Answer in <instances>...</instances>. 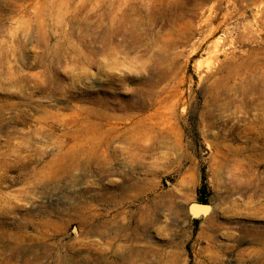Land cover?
Listing matches in <instances>:
<instances>
[{
    "label": "rangeland",
    "instance_id": "rangeland-1",
    "mask_svg": "<svg viewBox=\"0 0 264 264\" xmlns=\"http://www.w3.org/2000/svg\"><path fill=\"white\" fill-rule=\"evenodd\" d=\"M110 1L0 0V264H264V0Z\"/></svg>",
    "mask_w": 264,
    "mask_h": 264
},
{
    "label": "bare ground",
    "instance_id": "bare-ground-1",
    "mask_svg": "<svg viewBox=\"0 0 264 264\" xmlns=\"http://www.w3.org/2000/svg\"><path fill=\"white\" fill-rule=\"evenodd\" d=\"M71 1V0H70ZM75 1V0H74ZM113 1V0H111ZM109 2V5L107 6L106 10H104L101 13L95 14V25H94V35L95 38L98 39L100 41V44L103 48H107V45H109L110 43H112L113 45H116V41H114L115 39H119L121 42H127V38L131 37L133 39H136V35L138 36V34L140 33L141 30H139V28L137 27L139 23L142 22L139 13L142 11L138 5L135 6V4L130 3L129 0H122L123 2L120 3V5H116L113 4L112 2ZM136 1V0H135ZM138 1V0H137ZM193 2L197 1V0H192ZM202 1L203 3H210L209 7H208V11H211L214 6L216 4L219 3V0H199ZM143 2H146L145 4ZM63 3V2H62ZM66 3V2H65ZM139 3L141 4V7L143 5L144 8L143 10H146L149 13V17L152 18H156L157 15H161L164 14V11L168 12L170 11V7L172 5V0H139ZM71 4V3H70ZM83 4V3H82ZM86 4V3H84ZM97 4V2H96ZM79 6V5H78ZM74 7V6H73ZM81 7V6H80ZM193 7V6H192ZM136 8V9H133ZM263 8V6H262ZM70 9V8H69ZM72 9V8H71ZM75 9V8H74ZM149 11H148V10ZM181 9V8H180ZM132 10V11H131ZM191 10V9H190ZM131 11L133 12V14H128L127 12ZM73 12V11H72ZM173 14V13H172ZM263 14V13H262ZM54 15V14H53ZM171 15V14H170ZM81 16V15H80ZM89 16V14H88ZM203 16V15H202ZM171 17V16H170ZM72 18V17H71ZM158 18V17H157ZM207 18V17H206ZM205 18V19H206ZM69 19V18H68ZM74 19V18H73ZM83 19V18H82ZM91 19V18H90ZM149 19V18H148ZM160 19V18H159ZM172 19V18H171ZM203 19V20H205ZM166 20V19H165ZM174 20V19H173ZM145 21V20H143ZM146 22V21H145ZM155 22V21H154ZM163 22V21H162ZM172 22V21H171ZM201 22V21H200ZM198 21V24L200 23ZM80 23V22H79ZM89 23V22H88ZM59 24V23H58ZM145 24V23H144ZM167 24V23H166ZM87 25V24H86ZM143 25V24H142ZM156 25V24H155ZM90 26V25H89ZM92 26V25H91ZM88 27V26H87ZM149 30V29H148ZM216 28H210L204 36L202 38V40L199 42V44H202L204 42V40H206L208 37H210L214 32H215ZM144 32V31H143ZM153 32V30H152ZM151 32V33H152ZM147 33V32H146ZM143 34V33H142ZM149 34V32H148ZM157 34V33H156ZM146 36V35H145ZM141 37V35H140ZM149 37V36H148ZM152 37V36H151ZM156 38V37H155ZM158 38V37H157ZM133 39H131L133 41ZM139 39V37H138ZM142 39V38H141ZM118 40V41H119ZM150 40V39H149ZM155 40V39H154ZM152 40V41H154ZM144 41V40H143ZM158 41V40H157ZM139 42V40H138ZM128 43V42H127ZM167 43V42H166ZM218 41L216 40L215 42L212 43V47L215 49L218 47ZM142 44V43H141ZM149 44V43H148ZM155 44V43H154ZM123 45V44H122ZM135 44H133L132 46H134ZM158 45V44H156ZM169 45V43H168ZM56 46V45H55ZM144 46V45H143ZM150 46V45H149ZM152 46V45H151ZM140 47V46H139ZM146 47V46H145ZM153 47V46H152ZM211 47V48H212ZM58 48V47H57ZM56 48V49H57ZM60 48V47H59ZM123 48V47H122ZM129 48V47H128ZM133 48V47H132ZM138 48V47H137ZM110 49V48H109ZM131 49V47H130ZM143 49V47H142ZM120 50V49H119ZM128 50V49H127ZM134 50V49H133ZM149 50V49H148ZM55 51V50H54ZM132 51V50H131ZM103 53L100 49H95L93 51L94 54H96V56L98 54ZM105 54H107L108 52L105 50L104 51ZM56 54V53H55ZM57 56V55H56ZM62 58V57H61ZM101 60V59H100ZM58 62V61H57ZM55 62V63H57ZM95 64V62H93ZM252 69V68H251ZM256 71V70H253ZM44 73V72H43ZM253 73V72H251ZM51 74V73H50ZM240 74V73H239ZM246 75V74H245ZM264 75V73H263ZM53 76V75H52ZM51 76V77H52ZM264 83V82H263ZM262 83V84H263ZM249 87V86H247ZM257 88H260L257 86ZM248 89V88H246ZM249 91V90H248ZM255 91V90H254ZM257 93V92H255ZM243 94V93H242ZM258 95V94H257ZM262 96V95H261ZM259 97V96H258ZM88 111H90V113L94 114L95 118L98 119H109V115L107 113H105L104 111H100V112H95L94 109H86ZM105 123H108L105 122ZM110 123L107 124V126H109ZM73 142V141H72ZM79 148V147H78ZM70 149L68 151V155L65 156V154L63 153V150L61 148H57L56 150V156L53 160H51L50 162H48V167L51 168H55L58 167V169L60 170L61 167H65L66 166V162H78L80 159L76 158V155L74 153H71ZM81 152V151H80ZM71 153V154H70ZM78 154V153H77ZM80 155V154H78ZM82 162V160H81ZM87 163V162H85ZM71 165V164H70ZM78 165V164H77ZM81 166V165H80ZM62 172V171H61ZM48 173V172H47ZM60 174V173H59ZM63 174V173H62ZM54 175V174H53ZM56 175V174H55ZM62 176V175H61ZM44 177V176H43ZM52 178V177H51ZM195 211V213H197L199 210H203V211H208L207 209H200V208H193ZM205 211V212H206ZM7 245V244H5Z\"/></svg>",
    "mask_w": 264,
    "mask_h": 264
},
{
    "label": "water",
    "instance_id": "water-1",
    "mask_svg": "<svg viewBox=\"0 0 264 264\" xmlns=\"http://www.w3.org/2000/svg\"><path fill=\"white\" fill-rule=\"evenodd\" d=\"M193 208H200V209H207L209 208L207 204H204V203H194L192 208H191V211L194 212Z\"/></svg>",
    "mask_w": 264,
    "mask_h": 264
}]
</instances>
